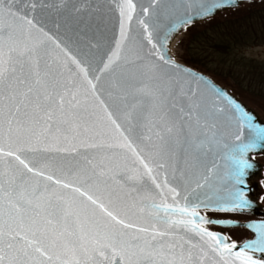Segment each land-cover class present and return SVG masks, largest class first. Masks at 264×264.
<instances>
[{
	"label": "snow or ice",
	"instance_id": "snow-or-ice-1",
	"mask_svg": "<svg viewBox=\"0 0 264 264\" xmlns=\"http://www.w3.org/2000/svg\"><path fill=\"white\" fill-rule=\"evenodd\" d=\"M235 6L0 0V264H264V220L209 215L250 207L242 186L264 126L168 48L193 14ZM221 143L223 185L206 163ZM89 149L130 152L135 183L101 181ZM236 226L254 235L214 230Z\"/></svg>",
	"mask_w": 264,
	"mask_h": 264
},
{
	"label": "rangeland",
	"instance_id": "rangeland-1",
	"mask_svg": "<svg viewBox=\"0 0 264 264\" xmlns=\"http://www.w3.org/2000/svg\"><path fill=\"white\" fill-rule=\"evenodd\" d=\"M217 17H221L219 18L222 24L220 28H209L207 36L201 34L202 31L204 32L203 27L200 26L202 23L196 24V28L185 29L174 41L171 53L178 62H182V58L188 54V57L207 65L205 68H201V72L215 79L220 85L228 87L233 95L254 109L264 119V97L262 96L264 93L258 92L254 87H249L248 77L243 68L245 64H248L247 66L264 65V26L259 30L249 27L245 28L244 32L239 31L240 36L236 42L234 40L236 37L230 26L232 22L239 23L237 26L240 24L246 26L252 23L257 25L258 22L263 21L264 4L254 7L250 3H245L237 9L222 12ZM251 28L255 30H250ZM217 32L223 33V40L225 43H229L227 52L223 49L219 50L220 48L214 50V45L219 40ZM218 73L222 74V78H226V80L218 78L216 75ZM237 234V231H234L233 238H238Z\"/></svg>",
	"mask_w": 264,
	"mask_h": 264
},
{
	"label": "water",
	"instance_id": "water-1",
	"mask_svg": "<svg viewBox=\"0 0 264 264\" xmlns=\"http://www.w3.org/2000/svg\"><path fill=\"white\" fill-rule=\"evenodd\" d=\"M259 1H264V0H234L235 4H237L238 6L221 7L220 9L216 10V12L212 16H210L206 19L196 17L195 14H193V22L191 24H189L187 27L194 25V24H198V23L207 21V20L212 19V18L214 19L220 13H222L224 11H228V10L237 9L245 3L259 2ZM184 30L185 29H182V30H180V32L178 34L174 35V38L171 40V42L168 45L169 54L172 56L173 60L176 63L182 65L183 67L189 68L192 71L199 72V73L205 75V73L197 71V70H195L189 66H186V65L184 66V64L175 60L174 56L171 53V47H172L174 41L179 36V34L183 33ZM138 31H139V27L136 24L135 19H134L133 20V33H130V35H134ZM205 76L212 79L217 84V86L223 88L231 97H233L236 100V102L240 103L242 108L245 111H247L251 116L254 117L255 123H257L261 126H264V120L260 117V115L254 109L249 107L246 103H244L242 100H240L235 95H232V93L229 91V89L227 90V88L220 85L213 78H211L208 75H205ZM207 135L211 136L212 132L209 131L207 133ZM201 138H203V137H201ZM226 142L231 144V141H226ZM88 151L90 153L89 158L94 159L95 162L101 163V166L103 167V169L105 171V175L99 177V179L101 181L107 182L114 189L118 188L121 184L126 183L127 185H132L135 183L134 181L128 179V177L132 175V172L130 171V169L139 168L140 165L138 164V162L135 161V157L130 152H126V150H120V149L111 150V151H115L119 154L115 155V156L109 155V159L101 161V157L99 155H93L96 153L95 149H89ZM182 151L183 150L181 149L177 153V159L178 160L182 156ZM228 154H229V148L224 147L223 143H221L220 145H213V151L208 153V155L206 157V163L208 164L209 167H211L212 165H216L218 168L219 177L214 178L218 184L223 185V184L228 183V172L230 171V169L233 166V161L228 158ZM248 155L250 158V163H252L253 167L251 169L247 170V175L245 178L246 183L242 187L247 192V199H249V201L251 202L250 207L245 209V211L248 210L247 212H250L251 214H253L255 216V215H258L257 212L260 211L262 208L261 206H259L255 202V199L258 196V193L260 191V186L257 183V179L261 176V173L263 171V166L261 164H259L258 162L254 161L253 157L259 156V155H264V151H261L258 148L255 152L249 153ZM169 178L171 179V177H169ZM162 180H163V175H160L157 177V182H162ZM144 181L148 184H151V179L147 176L144 177ZM243 224L246 225L247 223L244 222ZM236 227H244V229L246 228L247 230L250 231L252 236L254 235L253 232L250 229H248L246 226H236ZM236 227H232V228H236Z\"/></svg>",
	"mask_w": 264,
	"mask_h": 264
},
{
	"label": "trees",
	"instance_id": "trees-1",
	"mask_svg": "<svg viewBox=\"0 0 264 264\" xmlns=\"http://www.w3.org/2000/svg\"><path fill=\"white\" fill-rule=\"evenodd\" d=\"M261 4H264V2H259V3H251V5H253L254 7H259L261 6ZM219 18L221 17H217V18H214L207 21V22H203L200 26H202L204 32L202 31V35L204 36L206 34V36L208 35V31H209V28H212L215 27V28H220L222 26ZM263 18V21H260L256 24H247L246 26L244 25H239L237 26V22H232V24L230 25L232 27V30H233V33H234V36L236 37L234 40L236 42V40H238L239 36H240V32L239 31H242L244 32L245 31V28H249V27H254L256 28V30H259L262 26H264V17ZM261 17L259 18L260 20L262 19ZM236 24V25H235ZM197 25H193V26H190L188 27V29H192L193 27L196 28ZM235 29V31H234ZM236 29H238V31H236ZM250 30H255L253 28H251ZM248 31V30H247ZM258 34V33H257ZM217 35L219 37V40L217 43H215L214 47L215 49L214 50H217L218 48H220L219 50L223 49V50H228V47H229V43H225V41L223 40V33H218L217 32ZM238 35V36H237ZM250 39L251 37L248 36ZM249 39V40H250ZM255 39V37H254ZM257 43V41H255ZM227 52V51H226ZM188 54H186V56H184L182 58V62L184 63V65L186 64L187 66H190V67H193L197 70H200L201 71V68H205L207 65H204L202 64L199 60H196V59H193L191 57H188L187 56ZM235 65H238V64H235ZM248 64H245L244 65V70H245V73L247 75V80H248V84H249V87L250 88H255L256 90H258V92H263L264 93V65H249L247 66ZM218 78H222L223 75L222 74H216ZM221 76V77H220ZM223 80H226V78H222ZM255 85H257V87H255ZM255 90V91H256ZM264 97V94L262 95Z\"/></svg>",
	"mask_w": 264,
	"mask_h": 264
},
{
	"label": "flooded vegetation",
	"instance_id": "flooded-vegetation-1",
	"mask_svg": "<svg viewBox=\"0 0 264 264\" xmlns=\"http://www.w3.org/2000/svg\"><path fill=\"white\" fill-rule=\"evenodd\" d=\"M253 158L256 162L260 163L263 166V171L261 173V176L257 179V183L260 186V191L255 199V202L262 207L261 210L257 212L258 215L254 216L250 212H247L248 210L244 211L243 213H210L209 215H213L220 218H228V219H232L233 221H238L242 223L244 222L247 223L249 221L259 222L261 220H264V161H262V159H264V155L256 156ZM214 230L226 232L231 236L234 233V231L235 232L237 231L238 233L237 237L240 236L249 237V238L252 237L251 233L248 230H246V228L244 229V227H237V228L217 227Z\"/></svg>",
	"mask_w": 264,
	"mask_h": 264
}]
</instances>
